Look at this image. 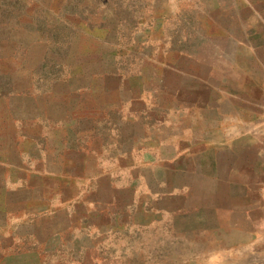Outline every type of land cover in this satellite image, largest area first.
I'll list each match as a JSON object with an SVG mask.
<instances>
[{
  "label": "crops",
  "instance_id": "0c3cea01",
  "mask_svg": "<svg viewBox=\"0 0 264 264\" xmlns=\"http://www.w3.org/2000/svg\"><path fill=\"white\" fill-rule=\"evenodd\" d=\"M228 37L253 56L254 69H241L259 96L229 78L208 82L209 99L170 102L142 82L110 113L93 100L98 83L67 81L56 92L32 75L23 85L0 82V264L23 253L41 264L46 223L64 217L70 231L108 188L128 192L145 224L205 243L185 264H264V30ZM5 42L0 36V58ZM1 73H9L2 64Z\"/></svg>",
  "mask_w": 264,
  "mask_h": 264
},
{
  "label": "rangeland",
  "instance_id": "374dc122",
  "mask_svg": "<svg viewBox=\"0 0 264 264\" xmlns=\"http://www.w3.org/2000/svg\"><path fill=\"white\" fill-rule=\"evenodd\" d=\"M261 17L264 0H0V36L6 39L0 64L9 72L0 74V82L23 85L32 75L38 83L54 82L56 92H65L67 81L98 83L93 100L112 106L110 113L142 82L152 96L170 102L209 99L216 92L208 82L229 78L259 96L241 69H254L256 62L228 33L245 37L264 30L239 22ZM257 74L264 82V68ZM107 133L104 128L102 135ZM103 194L70 231L63 229L64 217L46 223L40 234L49 248L38 249L44 252L41 264H185L202 252L203 242L184 241L152 219L145 224L128 192L108 188ZM38 258L23 253L13 259L40 264Z\"/></svg>",
  "mask_w": 264,
  "mask_h": 264
}]
</instances>
